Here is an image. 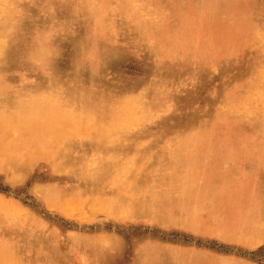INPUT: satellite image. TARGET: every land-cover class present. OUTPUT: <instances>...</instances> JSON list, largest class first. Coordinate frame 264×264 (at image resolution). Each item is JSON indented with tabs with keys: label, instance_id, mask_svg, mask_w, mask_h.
Masks as SVG:
<instances>
[{
	"label": "rangeland",
	"instance_id": "1",
	"mask_svg": "<svg viewBox=\"0 0 264 264\" xmlns=\"http://www.w3.org/2000/svg\"><path fill=\"white\" fill-rule=\"evenodd\" d=\"M149 2L150 29L131 35L117 0H0L12 8L0 19V240L19 244L0 241V264H14L12 252L20 264H264V115L222 110L241 88L264 107V73L249 79L264 51V0ZM42 98L48 111L14 113ZM122 103L150 116L111 151L141 156L196 132L190 185L173 167L148 183L145 172L136 185L152 188L148 198L120 204L106 150L97 176L84 177L77 162L103 143L77 138L86 120L67 109L103 122Z\"/></svg>",
	"mask_w": 264,
	"mask_h": 264
},
{
	"label": "bare ground",
	"instance_id": "2",
	"mask_svg": "<svg viewBox=\"0 0 264 264\" xmlns=\"http://www.w3.org/2000/svg\"><path fill=\"white\" fill-rule=\"evenodd\" d=\"M114 1L115 0H113V2ZM117 2H120V3L124 2L129 7L128 11L130 12V16L128 17V20L126 22L128 23V25L130 24L129 33H131V35L132 34L134 35V33H137L140 28H144L146 30L150 29V24L148 23V21H149L148 19L153 13H155L154 11L157 8L156 5H154L153 3H150L149 0H117ZM80 5H79V8H81ZM89 5H92V4H90V3L84 4V6L86 8L89 7ZM112 5H111V7H112ZM163 5H164V2H163ZM7 6L8 5L4 4L3 6L0 7V19L3 16L8 15L12 11V8L7 7ZM189 7H190V5H189ZM112 9L114 10V8H112ZM123 9H124V7H123ZM171 9H172V7H171ZM85 12H87V10ZM85 12H83V13H85ZM94 12H96V11H94ZM120 13H119V15H120ZM122 13H124V12H122ZM136 16H138L140 18L136 19V18H138ZM201 18L202 17L200 16V19ZM122 19H123V17H122ZM158 19H159V17H158ZM189 21L190 20H186L185 19L182 22L186 23V22H189ZM154 22L152 21V23H154ZM161 22L163 24V21H161ZM161 22H159V23H161ZM205 23H204V25H206ZM207 23H209V21ZM183 27H184V24H183ZM183 27H182V29H183ZM126 29L128 30V28H126ZM144 29H142V30H144ZM157 29H158V27H157ZM115 32H116V30H115ZM140 33L141 32L139 31V34ZM196 34H197L198 37H201L198 32ZM123 35H124V33H123ZM131 35H129V36H131ZM138 37H139V35H138ZM196 41H195L196 44H193L191 46V48H190L191 49L190 53L192 55H194L197 52L198 49L199 50L201 49V44L198 42L197 39H196ZM192 43H193V41H192ZM185 45H187V44H185ZM0 49H1V43H0ZM183 52L185 54H187L188 51L187 52L183 51ZM263 52H261V54L259 53L260 55L258 57L256 56L257 58L253 62V65H252V67L250 69V75H249V79L250 80H254L255 77L258 75V73H264V56L262 55ZM194 57H195V55H194ZM163 59H165V58L163 57ZM181 61H182V59H181ZM247 72H248V70H247ZM253 82H252V84H253ZM258 86H259L258 83H256L255 87H258ZM227 92L229 93V91H227ZM252 92H253V90H252ZM228 93L226 94V96L224 97V101L222 102L223 103L222 110H223L224 114L227 115V114H229L231 112L242 111V112L246 113L248 116L249 115L250 116L264 115V107H261V106H258V104H255L254 101H253L254 97H252V95L248 94V92H246L245 88H241L237 92L236 96H230ZM36 103H37V105L35 107H33V108H30V109L27 108L28 106H25V104L23 103V104H21L22 105L21 109H17V110L14 109V113H16L17 111L21 110V111H23L24 114H31V115L37 116L38 113H42L44 111H48V109L51 108L50 104H54V102H51L50 100H48V101L43 100V98L40 101L36 102ZM263 103H264V101H263ZM129 104L130 103H122L120 105H117V106L113 107V109H111V111L104 117L105 120L103 122L101 120H99L98 118L96 119L94 117H91L90 115H81V116L74 115L73 112L68 110V109H67V112L71 116H74L76 119L80 118L82 120H86L85 123H83L80 127H78L77 132L75 133V134H77V138H79V137H81V139H86V138L96 139V138H99V139L102 140V143H103V146H102L101 149H97L96 148L92 153L82 155L81 158L79 159V161L77 162V166L81 167V169H82V171L84 173V177L86 179H88V180L90 178H95L97 176L96 173L99 172V170L101 169V167H103V165L105 163L108 164V165H111V167H110L111 169H114V168L118 167V168H116V170H111L110 173L107 174V178H106L105 181L108 180V182H106V184H107L108 187H111V193H113L114 191H115V194L117 192L126 193V197H124L122 200L119 201L120 204L122 203V204H125V205L128 204V205L132 206V205H137L138 203L136 204V202H140V205H141L142 204L141 200L144 199V198L145 199L148 198L147 191L148 190L149 191L152 190V188H150V186L149 187L146 186L147 189L143 192L140 189H138L139 187L136 185V179H138L139 176L141 177L142 174H144L145 172H147V174H148L147 175V183L149 181H151L152 179L156 178L158 175H165L164 170H165L166 167H173L176 170L177 174H171V176L174 179H178V178L181 179L182 183H185V185H187V186L190 185L195 180V178H196V155H194V152H193L194 148L193 147H194L195 144H197L196 143L197 142V133L196 132L189 133L186 137L180 139L179 141H173V140L165 141L160 146V148H158L155 151L147 152L144 155L140 156V155L132 154V155H130L128 157L123 158L121 156V154H119V153H117L115 151H111V148L114 147V144L116 142H118L123 137V134H124V132L126 130H131V129H135V128H141L142 124L144 123V121L147 120L149 118V116H150V112L142 111V110L136 108L135 106H134V108H132ZM238 113L241 114V112H238ZM82 116L85 117V118H83ZM218 116H220V115H218ZM238 123H240V122H238ZM242 124H243V122H242ZM107 129H112L114 131H112L111 133H108ZM89 130H96L97 131V133H96L97 135L89 136ZM238 131H240V129ZM35 134H37L35 136L37 138L38 136L40 137L42 133L38 132V133H35ZM48 138L51 141H55L56 139H60V138H57V137H54V136H51V137H48ZM60 140H62V143H63V148L61 149V151H64V149H66V146H68V144L74 139H73L72 136L69 135V136L61 138ZM105 150H106L107 154L109 155L107 158L110 159V160H113V162L106 161L104 164H102V158L105 159L103 157V152ZM179 152H184L186 154V157L185 156L182 157V155ZM182 168H183L184 171H182ZM190 188H192V187H190ZM134 189H138L137 193H135V194L132 193L131 194V192H133ZM26 225H28V224H26ZM26 225H24V226L26 227ZM16 235H18V234H16ZM8 236H10V235L8 234ZM28 238H29V236H28ZM32 239H35L34 236L32 237ZM1 245L4 248L8 249V250H12L16 245H19V244H18L17 241L12 240L11 238H6V239L1 241ZM35 245L36 244L33 243L32 246H35ZM12 253L14 254V258H15V262H13V263L14 264H20V261H19V255L20 254L16 253V252H12ZM23 264H25V263L23 262Z\"/></svg>",
	"mask_w": 264,
	"mask_h": 264
},
{
	"label": "crops",
	"instance_id": "3",
	"mask_svg": "<svg viewBox=\"0 0 264 264\" xmlns=\"http://www.w3.org/2000/svg\"><path fill=\"white\" fill-rule=\"evenodd\" d=\"M220 196H222V194H221V195H219V197H220ZM254 196H255V195H254ZM256 198H257V197L255 196V199H256ZM239 216H240V215H239ZM239 216H238V217H239ZM243 216H244V215H243ZM241 229H242V228H241ZM249 229H250V228H249ZM244 230H245V229H244ZM246 230H248V229H246Z\"/></svg>",
	"mask_w": 264,
	"mask_h": 264
}]
</instances>
